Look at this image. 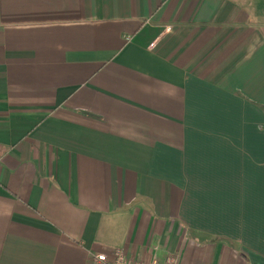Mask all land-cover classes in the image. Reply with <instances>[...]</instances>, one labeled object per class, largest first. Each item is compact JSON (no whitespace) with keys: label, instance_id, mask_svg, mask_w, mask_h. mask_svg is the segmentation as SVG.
<instances>
[{"label":"crops","instance_id":"0c3cea01","mask_svg":"<svg viewBox=\"0 0 264 264\" xmlns=\"http://www.w3.org/2000/svg\"><path fill=\"white\" fill-rule=\"evenodd\" d=\"M264 264V0H0V264Z\"/></svg>","mask_w":264,"mask_h":264},{"label":"built area","instance_id":"2783aa9c","mask_svg":"<svg viewBox=\"0 0 264 264\" xmlns=\"http://www.w3.org/2000/svg\"><path fill=\"white\" fill-rule=\"evenodd\" d=\"M95 264H181V256L178 252L167 255L163 262L157 257L149 261L128 257L122 248L115 249L112 253L97 252L92 254Z\"/></svg>","mask_w":264,"mask_h":264}]
</instances>
